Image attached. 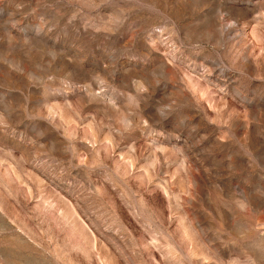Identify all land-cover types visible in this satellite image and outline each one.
<instances>
[{
    "label": "rangeland",
    "instance_id": "rangeland-1",
    "mask_svg": "<svg viewBox=\"0 0 264 264\" xmlns=\"http://www.w3.org/2000/svg\"><path fill=\"white\" fill-rule=\"evenodd\" d=\"M0 264H264V0H0Z\"/></svg>",
    "mask_w": 264,
    "mask_h": 264
}]
</instances>
